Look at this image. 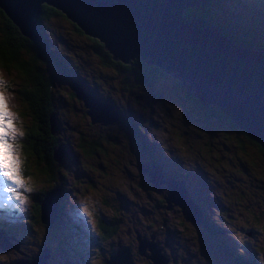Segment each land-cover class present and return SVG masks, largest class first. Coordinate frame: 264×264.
<instances>
[{
	"label": "rangeland",
	"instance_id": "1",
	"mask_svg": "<svg viewBox=\"0 0 264 264\" xmlns=\"http://www.w3.org/2000/svg\"><path fill=\"white\" fill-rule=\"evenodd\" d=\"M199 7L200 4L186 9L184 15L192 17L195 11H199ZM218 11L220 12V20L216 22L227 27L230 26L235 31L250 28L253 30H251V34L254 39L258 37L257 27L264 28L262 22L260 25H253L252 27L247 25L256 18V15L264 17V0H230L222 3ZM211 23L216 25V23ZM71 28L72 25L69 22L61 19L42 25L44 34L53 51L59 56L61 63V69H59L51 59L47 60V72L50 74L56 73L53 74L54 85L63 95L68 94L73 89V82L70 83L66 79V74H69L77 79L76 85L83 86L86 91L92 94L95 93L98 101L112 104L114 112L108 109L107 115L111 117L114 114L112 118L114 120L111 123L115 124L110 125L108 129H102V131L106 132L108 130L111 132L115 141L114 144L117 147L112 148L113 152L110 154H100L97 162L110 163L112 156L117 155L119 158H124V162H130V169L127 168L130 183L133 182L134 175H148L149 177L147 181L141 179L140 176L136 178V183L140 184V192L145 191L149 195L144 194L138 202H124V205H122L124 217L120 223V230L133 237L134 229H136L134 224L137 219H141L146 224L147 219H153L156 214L160 216L161 211L162 216H164L162 221L159 222L161 224L159 227L161 242L158 241V237L156 242L162 248L161 254L166 258L165 264H238V258L251 261L249 257L251 255L248 256L249 251H252L251 259H253L256 244L264 243V178L261 172L258 171L257 165H251L249 170H251L252 175H258L259 179L253 181L252 178L243 175L245 178L239 180V187L245 189L248 194L240 197L236 202L234 197H229L227 192L223 191L216 182L215 178L220 181V174H214L213 176L211 171L208 174L204 171L203 166L206 160L200 154L203 144L198 134L194 137L195 143L193 141L197 150L193 153L189 151L187 156L180 155L179 149L186 141L181 138V134L186 135L191 131L195 134V130H198L202 135L208 137V142L209 140L217 141L218 137L220 143L223 140L222 134L224 131H218L216 117H212L211 122L205 119L204 113L197 106L200 105L204 108L198 98L195 96L194 100L186 98L184 95L185 86L181 81L180 84L175 85L172 75L169 73L164 77H151L150 81L130 80L119 82L98 72L96 62L101 63V57L96 56L93 58L84 54L76 55V52L86 51L88 44L85 39H81V41L77 39V42L73 43L72 39L74 38H71L67 33ZM228 29L232 31L229 27ZM87 39L89 38L87 37ZM0 79H3L8 86V84L15 83L18 76L8 75L0 70ZM0 91H3L6 97L8 111L16 116L14 108L19 109V104L13 97L12 92L7 87L0 89ZM142 94H144L143 99L140 97ZM58 105L62 114L69 110V106L73 110L76 108L70 117V112L66 111L68 112L67 117L71 119L74 125V127L67 130V139L70 142L77 138L75 134L77 130L80 129L84 136L90 132V129H87L83 123V120L87 119L84 118L82 113V101L75 98L71 99L68 96L66 102H59ZM115 116L118 117L116 120ZM16 117L18 120L13 121V124L18 132L22 133L21 122H28L29 117L22 118V121L18 116ZM93 121L95 125L91 126L89 124V128L100 127L101 122L105 123L102 119L94 117ZM137 121L141 125L138 131L140 139H143L148 149L147 155L138 141L137 143L133 142V135L129 133L127 123H137ZM224 126L226 127V125ZM225 127L224 129L227 132ZM202 131H205V133ZM228 131L233 133L229 128ZM21 142H23L22 135H19L17 147L19 148V159L22 161V174L32 190L29 192L21 190L19 192V195L24 197L22 205L16 200L8 202L0 198V229H4L3 231H6L10 236L9 239L0 237V264L34 260L46 246L50 248V252H54V257L50 256L48 261L46 260L47 264H67L63 260L65 258H71L85 264H104L102 257L105 256L106 251L99 250L95 252L88 242L91 233L89 224L91 218L86 217L84 221H81L78 217V201L85 199L86 192L81 189L80 191L74 189L73 180L70 183L71 192L68 190L65 192V207L60 218H57L59 220L57 226H55L57 219H54L50 226L41 222L40 219L29 221L28 215L34 216L28 213L32 207L28 194L34 192L33 180L38 177L36 172L30 171L28 173L26 171L25 162L27 163V160ZM120 148L124 152H121ZM71 151L69 153L72 154ZM127 151H129V155H126ZM192 155H194V158ZM156 158L158 159L157 165H160V167L156 168L151 167L150 164L148 165L147 159H152L151 162L153 163L156 162ZM85 163L86 161L82 159L79 165ZM229 170H231V167ZM229 170H223V174L226 175ZM160 172H164L173 179H182L185 185H188L191 197L198 200V207L194 208L192 214L187 212L188 207L184 209L185 207L183 208L169 200V189L164 183L161 184ZM105 175L108 177L107 173ZM109 176L113 177L111 172ZM73 178H77L75 172H73ZM152 183H158L160 187L154 188ZM174 189V196L180 198L181 196L176 190L178 189L176 184ZM62 191L64 193L63 189ZM50 198L52 199L51 194L48 199ZM147 198L156 201L159 205V211L156 209V212L148 206ZM256 199H261L258 205L254 204L257 207L256 214L259 215L261 220L256 227L258 232L255 236L254 231H251L248 226V214L242 212V210H245L248 201L252 203ZM175 205L180 210H174ZM165 209L169 210L166 211ZM198 211H201V214L205 217V224L199 220ZM238 212H241V214H238ZM32 223L35 225L34 228H32ZM142 226L140 225L137 229L141 234L144 233ZM52 234L55 235L52 236ZM17 241H19V244H16ZM131 242L133 243V241ZM5 244L8 246H2ZM131 251L133 253L132 256L130 252L132 264H148L146 262L139 263V259H133L139 253L135 248ZM107 252L115 251L107 250ZM256 256L259 262L264 264V254L257 252ZM37 263L42 264V262ZM114 264L118 263L115 262Z\"/></svg>",
	"mask_w": 264,
	"mask_h": 264
},
{
	"label": "trees",
	"instance_id": "2",
	"mask_svg": "<svg viewBox=\"0 0 264 264\" xmlns=\"http://www.w3.org/2000/svg\"><path fill=\"white\" fill-rule=\"evenodd\" d=\"M228 1L230 0H202L198 9L199 11H195L192 16H198L200 14V16H205L209 21L216 23V26L221 28L227 37L231 38L238 44L260 50L261 48L264 49V28L257 27L258 37H255L254 39L251 34L252 29L250 28L242 31H235L228 26L232 30L230 31L226 25L216 22L217 20H220V12L218 10L221 7V4ZM186 17L194 18L189 15ZM56 18L69 22L72 25L71 30H68L67 33L71 38H74L72 39L73 43L77 42V39L80 41L81 39H85L87 41L88 49L82 53L76 52V55L84 54L93 58L96 56L101 57L102 62H96L98 72L119 82H127L130 80L143 81L146 77L159 78L168 75L158 66L145 63V66H139L136 73L133 70V63H125L121 60L113 59L112 54L105 48L103 42L98 38L87 35L76 22L69 19L62 10L53 5L42 3L39 13L35 18V25L38 32L41 34L43 41H35L25 36L0 7V70L8 75L18 76L16 82L12 83V85L8 84L7 88L12 92L13 97L19 104V109L14 108L16 116H18L21 121L22 118L29 117L28 122H21L23 140L21 146L23 147L25 159L27 160V163L25 162V167H27L26 171L28 173L34 171L38 177L36 180H33V187L35 188L34 192L28 194L32 203L31 210L28 213H31L34 216L31 217L28 215L29 221L31 222L33 219H40L41 221V204L42 202L45 203V201H48L50 193L56 189L64 190V193L63 191L61 193L60 190H57L59 196L57 199H54V202H56L55 219L60 218L65 207V192L66 190L71 192L70 183L72 180L74 182V189L80 191L82 183H89L90 179L96 178L101 191L105 192V195L108 194V191H111L112 195H115L114 192L117 188H125L129 193H132L133 191H137L136 188H139L140 186L136 183L135 175L133 182H129L127 168L130 169V162H124V158H119L117 155H113L110 163L104 164L97 162L100 154H110L113 152L111 149L117 147L114 144L115 141L113 140L111 132L108 130L106 132L102 131V129H108L109 126H105L106 123L101 122L100 127L89 128V124L91 126L95 125L93 117L98 118V116L91 117L88 114V108L83 100L76 96V92L73 89H71L68 94H61L62 92L57 90L54 85L55 80L53 74L56 73L54 72L50 74L47 72L46 61L50 59L59 69H61L59 56L53 51L42 29L43 24L54 22L57 20ZM261 22L264 24V17L256 15V18L247 25L252 27L253 25H260ZM87 37L89 39H87ZM144 69L148 70V73H146ZM172 80L175 85L177 83L180 84V80L174 79L173 77ZM87 93L93 97L96 96L95 98L98 99L95 93H93L95 96L88 91ZM184 95L190 100H194L195 98L190 95L186 89L184 90ZM68 96H70L71 99L75 98L82 101V113L84 118L88 120H83V123L87 129H90V132L85 136L80 129L77 130L75 133L77 138L71 142L67 139V130L74 127V125L71 122V119L67 117L68 112L66 111L70 112V117V115L75 112L76 108L73 110L72 107L69 106V110H66L64 114H62L58 105L59 102H66ZM156 98H158V96H156ZM197 106L201 109L202 113H204L207 121L211 122L213 119L212 117H216L218 121V131H224L222 134L223 140H221L220 143L218 141L219 137H216L217 141L209 140L208 142V137L202 135L198 130H195V134L192 131L186 135L181 134V138L186 141H184L185 144L179 149V152L181 153L180 155L187 156L189 151H192L193 153V151L197 150L193 141L195 143L194 137L198 134L201 138V143L203 144V149L200 150V154L207 161H205V165L203 166L204 171H206L207 174L212 172L211 174L213 176L214 174H220L221 179L219 181L215 178L216 182L221 186L223 191L227 192L229 197H234L235 201L238 202L237 200L240 197L248 194L245 189L239 187V180H243L245 178L244 176L252 178L253 181L259 179L258 175H252L251 170H249L251 165L254 166L256 164L258 171L261 172V175L264 178V147L256 142L245 129L239 128V126H237L228 115L222 113L215 106L211 105L205 109L200 105ZM131 125L132 124L128 126L131 135H133V142L138 141L147 155L148 149L146 148L143 139H140L141 137L139 136L138 130L141 125L137 124V126L134 127ZM224 125H226V127ZM224 127L227 128V132ZM228 128L233 131V133H230ZM202 132L205 133V131ZM65 150H67L65 156L60 159L62 152ZM120 150L121 152H124L122 148H120ZM70 151L72 154L69 153ZM126 155H129V151H127ZM152 155L154 156V154ZM192 157L194 158V155H192ZM82 159L86 161V163L83 164V166H80V172L77 170V166ZM147 160L151 162L150 159ZM155 160L156 162L158 161L157 158ZM108 164H111V168L116 172L112 178L107 177L100 171L101 167L108 168ZM230 167L231 170H229ZM226 169H228L229 172L225 175L223 174V170ZM71 170L76 173L77 178H73ZM83 174L85 175L84 180L79 179L78 176ZM152 185L156 188L154 183H152ZM185 188L191 197L188 185H185ZM143 192L144 194L149 195V193L145 191ZM108 199H111L113 202V204L111 202L106 204V200H103L108 209L116 210L114 208L116 205H124L122 196L108 197ZM192 199L193 201L198 202V200L194 198ZM58 200L59 203L57 202ZM138 201H140L139 198L133 202ZM146 201L151 209L154 211L157 209V211H159L156 201H151L149 198H147ZM259 201L261 202V199H256L252 203L248 201L245 205V210H242V212L244 211L248 214L247 221L249 225L246 224L251 231H254L255 236L258 232L256 227L261 219L259 218V215L256 214L257 207L254 204L258 205ZM165 210L167 211L169 209ZM174 210H180V208L175 205ZM199 212L202 217L203 215L201 214V211ZM238 214H241V212H238ZM115 217H120V214H117ZM163 217L164 216L156 218L154 216L153 219H147L146 224L151 227H157L156 224L161 222ZM58 224L59 220L57 219L55 226ZM105 224V229H108L110 232L114 230L115 225V230H118L117 224H110L106 221ZM31 225L32 228H34V223ZM101 227L103 228L102 225ZM54 235L55 234H52V236ZM253 252L255 253L254 258L251 259L252 255L249 256L251 261L238 258V264H261L256 255L257 252L264 254V243H257L255 251ZM111 255L113 254L109 253L108 256L110 257Z\"/></svg>",
	"mask_w": 264,
	"mask_h": 264
},
{
	"label": "water",
	"instance_id": "3",
	"mask_svg": "<svg viewBox=\"0 0 264 264\" xmlns=\"http://www.w3.org/2000/svg\"><path fill=\"white\" fill-rule=\"evenodd\" d=\"M201 0H0V7L28 38L43 41L35 18L42 3L62 10L89 36L98 38L112 58L131 63L139 55L148 65H155L179 79L187 92L198 98L204 108L210 105L228 115L239 128L264 147V49L236 44L221 29L200 15L184 18V11ZM185 16V15H184ZM76 96L88 108V114L111 123L113 107L98 101L81 86L72 84ZM101 106V107H99ZM118 117L115 116V120ZM169 200L192 214L198 207L182 181H166ZM175 184L178 186L174 196ZM54 199V198H53ZM41 221L51 225L56 216V202L51 198L41 204ZM200 220V212L198 211ZM3 239V238H2ZM2 246H8L7 244ZM141 243L139 247H141ZM44 247L37 258L13 264H47L51 256ZM163 257V258H162ZM153 264H165L160 250L153 248ZM132 264L130 251L111 255L106 264Z\"/></svg>",
	"mask_w": 264,
	"mask_h": 264
},
{
	"label": "flooded vegetation",
	"instance_id": "4",
	"mask_svg": "<svg viewBox=\"0 0 264 264\" xmlns=\"http://www.w3.org/2000/svg\"><path fill=\"white\" fill-rule=\"evenodd\" d=\"M130 62L133 63V67H134L133 70L135 72L139 68V66L144 65V62L141 60L139 55H136L133 59L130 60ZM144 71L148 73V70L144 69ZM74 78L75 77L69 74H66V79L70 83L71 82L75 83V81H77V79L75 78L74 80ZM150 78L146 77L145 80L150 81L151 80ZM140 97L143 99L144 94H142V96ZM138 121H141V120H138ZM138 121L137 123L129 122L127 124L128 125L132 124L133 126H137ZM113 124L115 123L106 124L105 126H110ZM129 133L131 134V132ZM66 151L67 150L62 152L60 159H62L65 156ZM149 164L151 167H156V168L160 167V165H157V162L152 163L148 161V165ZM80 166H83V164L78 165L77 170L81 172ZM71 171L72 173L74 172L73 170ZM100 171L104 174L107 173L108 177H110L109 176L110 172L112 175L116 174V172L111 168V164H108V168L101 167ZM135 176L136 178L140 176L141 179H143L144 181H147V178L149 179L148 175H143V176L135 175ZM78 178L84 180L85 175L84 174L80 175L78 176ZM159 178H161V184L164 183L166 187H168L166 181L173 180V178L169 177L164 172L163 173L160 172ZM179 181H182L185 184L183 180H179ZM155 185L157 188L160 187L158 183H155ZM82 186H81V190L86 192V196H85V199L78 201L79 202L78 209H77L78 217L81 221H84L86 217L91 218L89 220L91 233H90L88 242L92 246L93 251L95 252H98L99 250L106 251L105 256L102 257L103 262H105L104 264H106L107 258L109 257L108 256L109 252H107V250L115 251V252H111L112 254H115L120 250L128 249L132 253L131 249L133 248H135L139 253L136 255V257L134 256L133 259L134 258L139 259V263L146 262L148 264H151V263L153 264L152 261L150 262V258H149L151 254V250L153 248L160 250V252L162 250V248L158 246L156 242L157 237H158V241L161 242V233L159 232V227L161 224L158 223L156 224L157 227H151L150 225L145 224L141 219H137L134 224V227L136 229H134V236L132 237L128 235L127 232L125 233L124 231L120 230V223L122 222L123 217H124V211L122 207L123 204L121 206L116 205L114 207L116 210L108 209V207H106L105 205V203L108 204V202H111L113 204L112 200L108 199V197L122 196L124 200L123 202L125 201L133 202L134 200L140 197H143L144 192L143 191L140 192L139 188H137V191H133L132 193H129V191L126 190L125 188L123 189L117 188L114 192L115 195H112L111 191H108L107 192L108 194L105 195V192L101 191L100 185L96 178L90 179L89 183H86V182L82 183ZM143 187L145 186L143 185ZM103 200H106V202L104 203ZM57 202L59 203V200ZM163 202L166 204L165 200H163ZM196 204L198 205V202H196ZM157 206L159 209V205ZM117 214H120V217L116 218L115 216ZM161 217H162V212L160 211V216L156 214V218H161ZM203 217L204 216L202 217L200 216V221L205 222ZM105 221L110 224H117L118 230H115L116 225H115L114 230L111 232L108 229H105L106 228ZM101 225L103 226V228L101 227ZM140 225L141 226L143 225L142 226V228L144 229L143 234H141L139 230H137L138 227H140ZM131 241H133V243ZM140 243L142 245L141 247H139ZM50 254H51V257H54V252L52 253L51 251ZM249 255H252V251H249L248 256ZM132 256H133V253H132ZM63 260H65V263L67 264H85L83 262H77L71 258H65Z\"/></svg>",
	"mask_w": 264,
	"mask_h": 264
},
{
	"label": "snow or ice",
	"instance_id": "5",
	"mask_svg": "<svg viewBox=\"0 0 264 264\" xmlns=\"http://www.w3.org/2000/svg\"><path fill=\"white\" fill-rule=\"evenodd\" d=\"M5 87L6 83L0 79V89ZM17 120L18 118L8 111L6 97L3 91H0V198L8 202L16 200L22 205L24 197L19 195V192H29L32 189L22 174V161L19 159L17 147L18 136L22 133H19L13 124V121Z\"/></svg>",
	"mask_w": 264,
	"mask_h": 264
},
{
	"label": "bare ground",
	"instance_id": "6",
	"mask_svg": "<svg viewBox=\"0 0 264 264\" xmlns=\"http://www.w3.org/2000/svg\"><path fill=\"white\" fill-rule=\"evenodd\" d=\"M183 17L184 18H187V19H191V18H188V17H186V16H184L183 15ZM202 17V16H201ZM194 18H196V17H194ZM218 27V26H217ZM219 28V27H218ZM219 29H221V28H219ZM223 32V30L221 29V33ZM224 33V32H223ZM225 34V33H224ZM231 39V38H230ZM236 43V42H235ZM236 44H238V43H236ZM57 190H60L61 191V193H62V189H56V190H54V191H52L51 192V196H52V199L54 198V199H57L58 198V196H59V193H58V191ZM2 230H0V232H1ZM1 237V236H0ZM50 257H48L47 255H45L44 256V259H46L47 261H48V259H49Z\"/></svg>",
	"mask_w": 264,
	"mask_h": 264
},
{
	"label": "clouds",
	"instance_id": "7",
	"mask_svg": "<svg viewBox=\"0 0 264 264\" xmlns=\"http://www.w3.org/2000/svg\"><path fill=\"white\" fill-rule=\"evenodd\" d=\"M262 49V48H261ZM173 181H175L174 179H173ZM51 194V193H50ZM59 199H60V197H59ZM1 230V229H0ZM0 236H1V238H7L9 235H8V233L7 232H5V231H1L0 232ZM10 237V236H9Z\"/></svg>",
	"mask_w": 264,
	"mask_h": 264
}]
</instances>
